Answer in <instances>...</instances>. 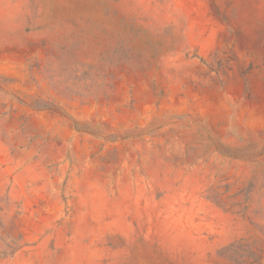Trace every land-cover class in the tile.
Listing matches in <instances>:
<instances>
[{"label":"rangeland","instance_id":"1","mask_svg":"<svg viewBox=\"0 0 264 264\" xmlns=\"http://www.w3.org/2000/svg\"><path fill=\"white\" fill-rule=\"evenodd\" d=\"M0 264H264V0H0Z\"/></svg>","mask_w":264,"mask_h":264}]
</instances>
